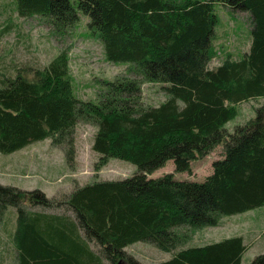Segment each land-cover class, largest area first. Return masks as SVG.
<instances>
[{
	"label": "trees",
	"instance_id": "trees-1",
	"mask_svg": "<svg viewBox=\"0 0 264 264\" xmlns=\"http://www.w3.org/2000/svg\"><path fill=\"white\" fill-rule=\"evenodd\" d=\"M13 1L20 17H39L60 38L84 14L106 59L128 69L101 81L97 102L76 96L67 48L43 67L0 74V153L51 139L71 163L77 126L88 124L96 129L97 167L118 158L138 168L60 200L0 184V222L14 224L19 264H139L125 250L139 241L174 254L158 264H242L243 236L190 242L197 230L264 206V102L245 124L226 127L236 105L264 99V0ZM217 3L248 14L250 45L211 68L221 54L214 45ZM145 83L159 84L166 99L145 104ZM217 149L212 173L200 182L149 177L171 160L176 171L190 172ZM250 264H264V254Z\"/></svg>",
	"mask_w": 264,
	"mask_h": 264
},
{
	"label": "rangeland",
	"instance_id": "rangeland-1",
	"mask_svg": "<svg viewBox=\"0 0 264 264\" xmlns=\"http://www.w3.org/2000/svg\"><path fill=\"white\" fill-rule=\"evenodd\" d=\"M214 9L218 17L214 45L221 54L211 62V68L217 67L227 53H239L248 49L251 32L247 13L234 12L218 3ZM87 22L88 19L82 14L81 22L75 29L62 38L56 37L39 17H20L13 0H0L1 76L8 75L15 66L43 67L60 49L67 48L76 96L97 102L101 81H113L126 74L128 64L112 63L106 59L102 44L90 35ZM165 99L166 95L159 84L145 83L142 86V100L145 104L156 106ZM263 102L264 99L259 98L236 105L237 116L226 127L233 131L235 126L245 124L255 116V109ZM95 132V127L91 125L77 126L76 154L71 163L67 162L62 149L52 145L51 139L36 141L12 154L0 153V184L23 190L38 189L48 198L60 200L74 188L94 181H116L132 177L138 171L137 166L122 159L111 158L107 164L97 167L99 155L92 149ZM220 155L221 150L217 149L210 156L196 161L190 172L176 171L175 163L171 160L149 177L158 178L171 173L179 181L200 182L212 173V162ZM13 230V223L1 220L0 264H19L12 238ZM234 236H243L247 244L242 264H250L256 256L264 254V206L226 216L219 227L197 230L190 245L203 246ZM125 250L128 257L139 264H158L172 259L174 255L146 241L133 243ZM119 264L131 262L125 258Z\"/></svg>",
	"mask_w": 264,
	"mask_h": 264
},
{
	"label": "crops",
	"instance_id": "crops-1",
	"mask_svg": "<svg viewBox=\"0 0 264 264\" xmlns=\"http://www.w3.org/2000/svg\"><path fill=\"white\" fill-rule=\"evenodd\" d=\"M193 165H194V163H193ZM193 165H192V170H193ZM207 176V175H206Z\"/></svg>",
	"mask_w": 264,
	"mask_h": 264
}]
</instances>
